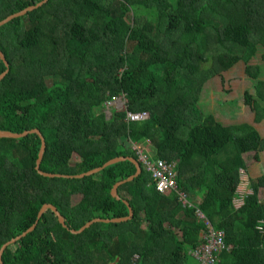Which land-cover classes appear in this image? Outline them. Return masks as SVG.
Here are the masks:
<instances>
[{"label":"trees","instance_id":"1","mask_svg":"<svg viewBox=\"0 0 264 264\" xmlns=\"http://www.w3.org/2000/svg\"><path fill=\"white\" fill-rule=\"evenodd\" d=\"M43 1L0 0V21ZM252 3L263 13L249 19ZM0 50V131L39 130L40 171L61 175L37 170L39 134L0 137V249L35 225L3 264H199L190 251L207 223L231 246L216 264H264V174L249 180L251 193L236 190L243 155L264 152V137L248 123L220 125L200 105L205 84L240 62L263 72L253 62L264 64V0H48L0 25ZM122 95L128 111L150 118H108L105 102ZM244 103L264 120V81ZM145 140L155 158L178 161L186 203L159 193L142 165L114 198L113 186L136 173L130 159L76 177L114 158L138 160L131 144ZM46 204L65 225L50 208L38 218ZM130 207L127 221L74 233L96 218H126Z\"/></svg>","mask_w":264,"mask_h":264},{"label":"rangeland","instance_id":"2","mask_svg":"<svg viewBox=\"0 0 264 264\" xmlns=\"http://www.w3.org/2000/svg\"><path fill=\"white\" fill-rule=\"evenodd\" d=\"M248 15L251 19L254 15L262 14V9L257 5L249 4ZM260 57L258 60L253 62L254 65L261 64L262 71L249 70L244 63L240 62L234 66L229 71L222 73L219 76L212 78L208 81L203 89L200 105L205 114L213 115L218 124H232V123H250L253 122L252 112L248 107H244V94L246 91L250 90L254 93L255 86L258 80L264 81V64L260 63ZM207 65H205L206 67ZM76 92V90H74ZM28 103V100L25 101ZM24 103V104H25ZM106 105L102 108L108 118L111 117L114 109L112 106ZM255 127L264 136V121L262 123H256ZM245 161L247 166L245 170H241L240 178L238 180L236 190L241 197L251 193L249 186V178L256 177L264 172V154L259 153H247L245 154ZM81 161L78 156H74L72 159V164ZM261 199L264 198V188L260 190ZM242 205V199H237L235 201V207H240ZM172 230V229H171ZM180 236V233L176 230ZM170 232L168 227L167 233ZM190 264H197L194 260L190 259Z\"/></svg>","mask_w":264,"mask_h":264},{"label":"built area","instance_id":"3","mask_svg":"<svg viewBox=\"0 0 264 264\" xmlns=\"http://www.w3.org/2000/svg\"><path fill=\"white\" fill-rule=\"evenodd\" d=\"M106 105V104H105ZM107 106H112L115 111H125L126 121L143 122L150 118L149 112H130L127 109V99L125 96L114 97L107 101ZM132 149L138 156V161L143 168L150 174L156 190L161 194L177 192L179 199L186 203V196L178 191L177 184V165L178 161H167L161 158H155L152 152V143L150 140L136 142L132 144ZM208 230L203 235V242L190 251L199 264H216L219 261V255L223 250H228L231 246L226 244L225 233L221 230H215L207 223ZM110 264H117L112 262Z\"/></svg>","mask_w":264,"mask_h":264},{"label":"water","instance_id":"4","mask_svg":"<svg viewBox=\"0 0 264 264\" xmlns=\"http://www.w3.org/2000/svg\"><path fill=\"white\" fill-rule=\"evenodd\" d=\"M47 1H48V0H44L43 2L39 3L38 6H41L43 3L47 2ZM38 6H36V7H38ZM36 7H30V8H28V9H26V10H21V11H19V12H16V13H14V14L8 16L7 18L1 20V21H0V25L3 24V23H5L6 21H8L9 19H11L12 17H14V16H18V15H21V14L24 15L25 13H27L28 11H30V10L36 8ZM0 55H1L3 58H5V57H4V54L2 53L1 50H0ZM6 73H7V71L0 75V80L6 75ZM30 133H37V134H39L40 137H41V141H42L41 149H40V152H39V157H38V160H37V166H36L37 170H38L41 174H43V175H45V176H49V177L61 176V175H57V174L45 173V172L40 171V164H41V161H42L43 156H44V152H45V148H46V143H45V138L41 135V133H40L39 130H37V129H33V130H30V131H25V132H23V133H10V132H2V131H0V137H2V138H13V139L15 138V139H19V138H21V137H23V136H26V135L30 134ZM125 159H130L132 162H134L135 165H136V169H137V170H136V173H135L134 175L130 176L128 179H126V180H124V181H120V182L116 183V184L114 185V187L112 188V191H111L112 196H113L114 198L120 200L121 197H120L119 194H118V188H119V186L122 185V184H124V183H126V182L133 181V180H134L136 177H138V176L141 174V172H142L141 164H140V162H139L137 159H134V158H131V157H129V158H125V157L114 158V159L108 161L107 163H105L102 167H99V168L93 169V170L88 171V172H86V173H82V174H80V175H77L76 177H77V178H83V177H85V176H90V175L96 174V173L100 172L103 168H105V167H107V166H109V165H112V164L118 163V162H120V161H123V160H125ZM126 203L128 204V202H126ZM48 208L53 209V210L56 212V214L58 215L59 221H60L63 225H65L64 218H63V217L61 216V214L57 211V209H56L53 205H50V204H46V205H44V206L42 207V209L40 210V212H39V214H38V218L40 219V218L42 217L43 213L45 212V210L48 209ZM132 216H133V210H132V208L130 207V208H129V216L126 217V218H121V219H119V218H113V219H101V218H99V219H94V220L88 222V223H87L82 229H80L79 231H77V232L74 231V233H80V232L84 231L86 228L90 227L92 224H94V223H96V222H101V221H104V222H122V221H127V220L131 219ZM34 228H35V225H33V226H32L27 232H25V233H23L22 235L16 237L15 239L11 240L10 242L4 244V245L1 247V249H0V264H3V262H2V254H3L4 250H5L10 244H12V243L16 242L17 240L21 239L23 236H26V234H28L29 232H31Z\"/></svg>","mask_w":264,"mask_h":264},{"label":"crops","instance_id":"5","mask_svg":"<svg viewBox=\"0 0 264 264\" xmlns=\"http://www.w3.org/2000/svg\"><path fill=\"white\" fill-rule=\"evenodd\" d=\"M251 5H253V3L251 4ZM244 108V110H245V108L247 107L246 105H245V103H244V106H243ZM249 108V107H248ZM250 110V109H249ZM251 111V110H250ZM252 115H253V118H252V120H253V122H251V125H253L254 127H255V121H254V114L252 113ZM264 121V120H263ZM262 121V122H263ZM262 122H260V123H262ZM234 124H240V123H232V124H225L226 126L227 125H234ZM248 124H250V123H248ZM256 128V127H255ZM257 129V128H256ZM258 130V129H257ZM260 133V132H259ZM261 134V133H260ZM264 137V136H263ZM146 141V140H145ZM133 144V143H132ZM132 144H131V148H132ZM133 150V149H132ZM134 151V150H133ZM250 153H254V152H250ZM263 154H264V152H262ZM261 153V154H262ZM247 154V153H246ZM245 154L243 155V159H244V161H245ZM245 165H246V167H248L247 166V163H246V161H245ZM264 174V172H262L260 175H257L256 177H250L249 178V180L251 179V178H258V177H260L261 175H263ZM248 180V181H249ZM114 187V186H113ZM244 197V196H243ZM82 198H83V196L82 195H80V194H78V195H74L73 197H72V204H73V206H76V205H78L80 202H81V200H82ZM242 198V197H241ZM243 203V202H242ZM96 219H99V218H96ZM102 219V218H101Z\"/></svg>","mask_w":264,"mask_h":264}]
</instances>
